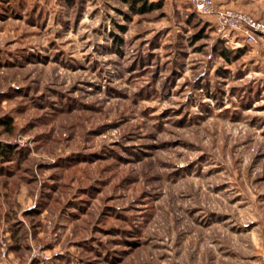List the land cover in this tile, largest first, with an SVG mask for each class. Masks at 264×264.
I'll return each mask as SVG.
<instances>
[{"label":"rangeland","instance_id":"374dc122","mask_svg":"<svg viewBox=\"0 0 264 264\" xmlns=\"http://www.w3.org/2000/svg\"><path fill=\"white\" fill-rule=\"evenodd\" d=\"M146 1L0 0V264H264V36Z\"/></svg>","mask_w":264,"mask_h":264},{"label":"built area","instance_id":"2783aa9c","mask_svg":"<svg viewBox=\"0 0 264 264\" xmlns=\"http://www.w3.org/2000/svg\"><path fill=\"white\" fill-rule=\"evenodd\" d=\"M189 2L196 13L211 20L219 36L233 48L241 46L239 39L254 45L257 43V38L264 36V21L248 12L220 7L214 0H189ZM1 254L5 257L4 250Z\"/></svg>","mask_w":264,"mask_h":264},{"label":"crops","instance_id":"0c3cea01","mask_svg":"<svg viewBox=\"0 0 264 264\" xmlns=\"http://www.w3.org/2000/svg\"><path fill=\"white\" fill-rule=\"evenodd\" d=\"M261 1L262 0H259V2ZM214 2L220 7H223V8L229 7V8L237 9L240 11H245V12L250 13L255 18L258 17L264 20V13H261L260 11H255V9H257V6L253 7L249 5L252 2H256V0H214Z\"/></svg>","mask_w":264,"mask_h":264},{"label":"trees","instance_id":"16d2710c","mask_svg":"<svg viewBox=\"0 0 264 264\" xmlns=\"http://www.w3.org/2000/svg\"><path fill=\"white\" fill-rule=\"evenodd\" d=\"M124 1H127V0H124ZM131 2H137V3H140V8L139 10H142V11H150L151 9H153V4H147V1L146 0H130ZM194 11V10H193ZM195 12V11H194ZM196 13V12H195ZM198 14V13H197ZM200 14V13H199ZM201 15V14H200ZM237 52H240V50H238ZM218 54L220 57L224 58L226 61H229V57H228V51L224 48H221L218 50ZM7 124V123H5ZM5 150L2 149V147L0 148V155H4V156H7L8 154H6L4 152ZM9 153V152H8Z\"/></svg>","mask_w":264,"mask_h":264}]
</instances>
